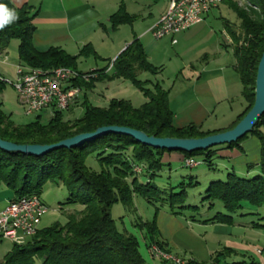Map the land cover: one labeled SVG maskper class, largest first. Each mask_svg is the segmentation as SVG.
I'll return each instance as SVG.
<instances>
[{
    "label": "trees",
    "instance_id": "1",
    "mask_svg": "<svg viewBox=\"0 0 264 264\" xmlns=\"http://www.w3.org/2000/svg\"><path fill=\"white\" fill-rule=\"evenodd\" d=\"M246 1L244 5L235 0L222 2L239 20V24L225 20L223 27L230 40L225 46L231 48L236 59L235 69L246 104L244 111L226 130L206 131L193 124L178 128L173 124L170 90L159 82L141 80L139 77L141 73L156 76L160 68L150 63L143 44L135 38L112 63L110 70V65L92 70L87 74L93 77L87 81L75 79L72 85L84 92L99 82L124 80L145 98L140 107H134L126 99L114 98L106 107H96L84 100L83 115L73 121L64 119V111H54L47 123H43L41 115H38L37 120L30 124L17 125L0 105V138L19 145H53L108 126L127 127L157 138L178 139H198L233 129L254 106L258 67L264 53V0ZM0 3L15 10L19 16L18 20L0 30V55L7 52L13 41H18V58L24 65L43 70L66 67L79 74H83L77 69L80 58L98 57L90 44L84 46L77 56L58 47H51L46 52L37 51L33 36L37 31L34 19L38 10L28 4L17 7L12 0H0ZM137 19V16L127 12L124 0H121L109 24L115 30L123 25H132ZM5 83L0 80V92ZM250 135L260 142V172L252 177L229 172L225 180L210 182L203 197V202L209 206L206 213L212 212L215 203L222 205L223 212H217L206 220H200L205 204L200 207L187 204L186 187H193L194 183H179L171 186L170 190L154 183V178L166 167L162 157L168 151L142 145L130 136L111 133L81 147L56 149L41 157L0 149V189L10 190L13 200L41 196L46 185L53 183L65 188L68 194L66 205L78 207L64 225L57 223L48 228H39L24 244H13L0 264H148L140 251L139 238L126 230L120 231L111 214L116 204H122L128 212H134V199L137 196L156 207L157 211L158 206L162 205L167 206L174 215L189 212V218L194 222L233 226L237 216L261 217L260 220H264L260 214L264 208V115L250 134L225 146L240 147V143ZM180 153L186 158L203 157L204 163L211 167L216 157V147ZM92 155L100 166L98 172L86 165L88 157ZM136 167H142L140 173L135 171ZM253 167L248 166L249 169ZM133 227L142 233L149 250L157 246L174 252L162 239L155 219L144 221L138 216L133 221ZM257 227L264 228V225L258 223ZM238 256L236 250L228 247L216 251L206 262L179 255L186 260L185 264H259L249 259L232 260Z\"/></svg>",
    "mask_w": 264,
    "mask_h": 264
},
{
    "label": "crops",
    "instance_id": "2",
    "mask_svg": "<svg viewBox=\"0 0 264 264\" xmlns=\"http://www.w3.org/2000/svg\"><path fill=\"white\" fill-rule=\"evenodd\" d=\"M12 2L17 7L28 4L38 10L34 19L37 31L33 36V45L37 51L46 52L51 47H58L72 56H77L84 46L90 44L101 60L106 63L105 66L96 69H104L110 65V70L116 58L135 38L139 39L150 63L160 68L156 76L141 73L140 75L144 78L142 80L159 82L165 89L170 90V109L174 114L173 124L178 128L193 124L201 126L206 131H223L231 126L246 107L242 97V84L235 69L236 59L231 48L225 46L230 42L229 37L223 29L221 37L224 40L222 41L208 25L206 18L210 12L202 23L179 34L181 38L176 37V44L168 40L172 46L180 45L175 55L184 63L181 73L172 80L171 77L163 74L166 71V62L170 56L173 57V54L170 52L169 56V51L162 43L161 40L165 38L156 40L152 34L161 16L166 12L170 0L156 2L155 7L145 3L138 4V7L133 8L132 11L126 7L127 12L137 16L138 19L132 25H123L115 30L110 27L109 19L119 8V0H12ZM126 26L131 28V33L122 30ZM200 46H204V49L211 46L209 53H203L202 50L195 56L189 55ZM0 76L3 77L1 74ZM97 86L98 83L91 90H85L75 105L82 104L84 100L88 101L89 92L95 91ZM144 100L145 98L140 100V103L137 100L138 106H141ZM129 101L134 106L133 101L131 99ZM221 118L228 119L223 121ZM255 138L245 139L240 143V147L228 148L225 145L216 147L215 159L224 166L227 173L234 172L244 177L258 174L260 172V142ZM185 159L186 156L180 152L165 153L162 157V162L166 165L164 170L172 171L174 167L184 166ZM250 165L254 167L249 169ZM13 198L10 190L0 189V211L4 210ZM255 219L259 222L248 224L235 219L233 226L205 223L203 226L214 227L216 231H220L219 233L228 235L229 238L225 241L224 247L236 250L240 260L249 259L264 264V228L257 227L258 223L264 225V220H260L261 217ZM157 226L162 239L173 251L183 248L185 253L182 257L193 258L190 256L191 249L183 242L178 243L175 233L168 234L162 221H158ZM141 238H143L142 233ZM256 248L263 250L262 257L256 256L254 252ZM215 251H212L211 255ZM173 253L178 254L176 251ZM144 258L148 264H153L152 260ZM3 259L0 257V262ZM209 259L210 257H204L202 262Z\"/></svg>",
    "mask_w": 264,
    "mask_h": 264
},
{
    "label": "rangeland",
    "instance_id": "3",
    "mask_svg": "<svg viewBox=\"0 0 264 264\" xmlns=\"http://www.w3.org/2000/svg\"><path fill=\"white\" fill-rule=\"evenodd\" d=\"M235 1L240 5H244L247 2L246 0ZM156 2L160 3L162 2V0H124L125 6L129 9V11H132L133 8H137L138 4L143 3L155 7ZM120 3L121 0H119V5ZM218 7L219 8L212 9L206 19H208V25H210V27L218 34V38H221L223 41L224 38L221 37V35L224 29V21L229 20L233 24H239V20L236 14L232 12L225 4L221 3ZM122 30H127V33H131V28L129 26H126ZM176 37L177 39L179 37L181 38V36L179 35ZM168 40L171 39L165 38L161 41L169 51V56L171 52L173 54V57L171 58L170 56V59L167 60L166 71L163 75L171 77L173 80L177 75H179V73H181L180 71L182 70L184 63L177 55H175L180 45H177L176 47L172 46ZM18 45V41H13L9 49L7 50V55H5V53L0 55V74L3 75L6 81L3 90L0 92V105L5 113L10 115L12 120L17 125H27L36 121L38 115L26 116L25 114H23L17 100V93L14 87L10 84V82L15 81V66L19 62ZM210 47L204 49V46H200L198 50L190 53L189 55L195 56L202 50L203 53H209ZM5 58H7V61H4ZM105 65L106 63L102 61L99 56H90L88 58H80L77 69L79 71H82V73H87L92 71V69H96L97 67ZM140 79H144L142 75H140ZM114 98L129 100L131 99L134 103V107H140L138 106L136 101L138 100L140 103V100H142L144 97L140 91L135 89L132 85H130L129 82H126L124 80L99 82L97 89L95 91L89 92L88 94V102L96 107H106L108 105V102ZM236 105H239V103H237ZM83 110L84 109L82 104H74L70 107L69 110L64 111V119L73 121L83 115ZM40 115L41 121L43 123H47L52 117L50 111H46ZM221 119L224 121L228 118ZM248 138L255 137L250 135ZM255 140L258 141V139L256 138ZM196 160L200 163V165L195 168L178 166L177 168L174 167L172 171L163 170L158 177L154 178V183L160 188H166L167 190H170L171 186H176L179 183H194L195 186L186 187L187 204L198 207H200L202 204H205L202 208L203 212L200 220H206L217 212H223L222 205L220 203H215V207L212 212L209 214L206 213L209 206L207 202H203V197L205 196V191L209 183L212 181H218L219 179L225 180L227 171L217 159H214L212 161L213 165L211 167H209L208 164L204 163L203 157H196ZM86 165L92 171H100V166L94 155L88 157ZM40 197L44 205L48 208V213L43 217L40 229L51 227L57 223L64 225L68 221L69 215L75 214V211L78 209L77 206H68L65 204L68 198V194L65 188L62 186H56L53 183H49L46 185ZM134 204L136 208L134 212H128V210L122 204H116L112 207L111 214L113 219L116 221L118 229L120 231L126 230L139 238L140 251L142 255L146 257V259L149 258L150 260H152L153 264H161V262L151 256L150 250L144 243V239L141 238L140 231L133 227V221L138 216H140L144 221H152L154 219L156 220V222L162 221L163 225L165 226L166 232L168 234L172 232L175 233L177 242L185 243L192 251L190 252L192 255H189L198 261H204V257L211 258V256L216 251L224 247L225 241L229 238V236L225 233H219L220 231H216L214 227H204L203 222L191 221L189 218L191 214L189 212L183 214L184 216L174 215L170 212L167 206L162 205L158 206L159 210L157 211L156 207L150 205L139 196L135 197ZM260 214L261 216H264V208L260 210ZM235 219L238 221L241 220L243 221V223L248 224H250V222H259L258 219H255V217L253 216L243 218L237 216ZM12 246L13 244L8 241H4L2 243V245L0 246V257H2V259L11 250ZM179 247L182 246L179 245ZM182 249L183 248H179L175 251L180 256H184L185 252ZM212 251L215 252L211 255ZM232 260L239 261L240 259L233 258ZM36 264L41 263L37 262Z\"/></svg>",
    "mask_w": 264,
    "mask_h": 264
},
{
    "label": "built area",
    "instance_id": "4",
    "mask_svg": "<svg viewBox=\"0 0 264 264\" xmlns=\"http://www.w3.org/2000/svg\"><path fill=\"white\" fill-rule=\"evenodd\" d=\"M222 2L223 0H170L166 12L152 32L153 37L156 40L171 38L172 43L176 44V36L202 23L206 15ZM4 61H7V58ZM87 73L79 74L66 67L43 70L19 63L15 66V81L10 84L17 93L23 114L32 116L50 111L53 115L54 111L69 110L78 101L83 90L74 87L73 80L87 81L94 76ZM0 80L5 81L2 76ZM199 165L196 158L184 160L186 168ZM141 170L142 167L135 168L138 173ZM47 213L48 208L37 195L10 201L4 210L0 211V244L4 241L24 244L37 233ZM254 252L258 257L263 256V250L260 248H256ZM150 254L154 259L169 264H185L186 261L157 246L151 247Z\"/></svg>",
    "mask_w": 264,
    "mask_h": 264
},
{
    "label": "water",
    "instance_id": "5",
    "mask_svg": "<svg viewBox=\"0 0 264 264\" xmlns=\"http://www.w3.org/2000/svg\"><path fill=\"white\" fill-rule=\"evenodd\" d=\"M263 115L264 53L258 67L254 106L233 129L198 139H178L157 138L154 136H148L142 131L127 127L108 126L99 128L93 133L80 134L53 145H19L0 138V149L9 153H23L30 156L41 157L56 149L64 148L72 150L81 147L87 142L113 133L130 136L140 144L152 147L154 149L166 150L168 152L194 153L197 151H206L211 148L230 145L238 142L254 130L256 124L260 121Z\"/></svg>",
    "mask_w": 264,
    "mask_h": 264
},
{
    "label": "clouds",
    "instance_id": "6",
    "mask_svg": "<svg viewBox=\"0 0 264 264\" xmlns=\"http://www.w3.org/2000/svg\"><path fill=\"white\" fill-rule=\"evenodd\" d=\"M18 19L19 16L15 10L9 9L7 5L0 3V30Z\"/></svg>",
    "mask_w": 264,
    "mask_h": 264
}]
</instances>
